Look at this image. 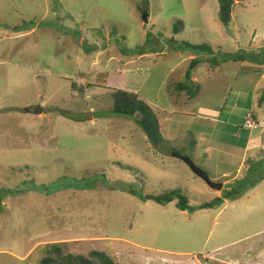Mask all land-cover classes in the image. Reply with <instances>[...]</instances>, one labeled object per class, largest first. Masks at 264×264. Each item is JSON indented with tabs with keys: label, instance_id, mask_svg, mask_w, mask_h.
Wrapping results in <instances>:
<instances>
[{
	"label": "rangeland",
	"instance_id": "374dc122",
	"mask_svg": "<svg viewBox=\"0 0 264 264\" xmlns=\"http://www.w3.org/2000/svg\"><path fill=\"white\" fill-rule=\"evenodd\" d=\"M233 1L228 28L217 0H0V264H40L52 244L113 264H150L148 248L264 264V180L197 208L264 170V0ZM192 59L188 98L176 85ZM116 90L154 112L157 146L137 115L108 113ZM171 190L193 211L143 201Z\"/></svg>",
	"mask_w": 264,
	"mask_h": 264
},
{
	"label": "trees",
	"instance_id": "16d2710c",
	"mask_svg": "<svg viewBox=\"0 0 264 264\" xmlns=\"http://www.w3.org/2000/svg\"><path fill=\"white\" fill-rule=\"evenodd\" d=\"M218 2V21L223 27L231 26L230 23L232 22L231 19V9L234 4L233 0H217ZM182 23L175 22L172 26V33L174 35H179L182 31ZM16 29V28H15ZM185 49H197V50H204L208 51V47H199L198 45H190L188 43H181ZM201 46V45H200ZM196 65V62L194 59L190 61V65L188 66V69L185 73L184 80L186 82H190L191 80V72ZM186 82L179 83L176 85V88L179 92H185V94L188 93V98L192 97L194 98L199 90V85L195 82H190V85H188ZM112 106L111 109L108 111L109 114L122 117V118H130L134 119V116H138V120H135L136 126L141 130V132L146 136L148 142H150L153 146H157L158 142L161 140L160 132H159V123L156 115L151 110V108L148 106L146 102H144L142 99L137 97L136 94L130 93L124 90H116L112 94ZM264 103V101L259 100L258 106H261ZM264 180V170L262 171V174H255V170L250 167L248 169L247 175L242 178L240 181H237L230 185L229 189H224L221 192V196L216 197L213 201H211L208 204H203L198 206V209L204 210V209H214L219 205H222V200H229V201H235L237 198H239L241 195H243L246 192H249V190L255 188L258 184H260ZM4 194H11L10 190H7L4 192ZM151 200L155 202L158 205L161 204H168L170 202H173L177 200L176 207L181 211H190L193 210L190 209V206H188V203L186 201V198L181 195L179 190H171L170 192L163 194L162 196L158 197H143V201ZM1 202V198H0ZM49 248H52L53 251L57 256L54 258H51V256L44 257L40 260V264H93V260L90 256L98 257L100 263L99 264H113L109 257H107L105 254H96L93 251L90 253L89 258L81 256V255H75L71 256L69 254H66L65 256L60 255V248L56 244L50 245ZM27 254V253H26ZM26 254L24 256H26ZM23 256V257H24ZM22 258V257H21ZM18 261V262H24Z\"/></svg>",
	"mask_w": 264,
	"mask_h": 264
},
{
	"label": "crops",
	"instance_id": "0c3cea01",
	"mask_svg": "<svg viewBox=\"0 0 264 264\" xmlns=\"http://www.w3.org/2000/svg\"><path fill=\"white\" fill-rule=\"evenodd\" d=\"M144 251L146 252V254H148L144 262H147V263L149 262L150 264H172L171 261L166 259L167 256L179 257V262H183L182 258L187 257L186 255L182 253L181 254H176V253L170 254V253H165L164 251H161L160 249H155V248H148ZM26 256L17 259V261H20V260L23 261V259L26 258ZM153 258H155V260ZM174 262H178V261H174Z\"/></svg>",
	"mask_w": 264,
	"mask_h": 264
},
{
	"label": "water",
	"instance_id": "95a60500",
	"mask_svg": "<svg viewBox=\"0 0 264 264\" xmlns=\"http://www.w3.org/2000/svg\"><path fill=\"white\" fill-rule=\"evenodd\" d=\"M141 19H142V21H143L144 23L147 22V13H146V12L142 13V15H141ZM37 110H38L39 112L42 111V109H41L40 107H37V108L34 109V114L37 113V112H36ZM25 112L28 113V112H29V109H28V108L25 109ZM186 160H188V159H186ZM187 165L191 168V170H192L194 173L197 174L198 177L202 178V180H203L205 183H207L209 186H215V185H217L216 183H213L212 181H210V179L207 177V175H206V173H205L204 171H202V170L196 168L195 165H193V164L190 163V162H187Z\"/></svg>",
	"mask_w": 264,
	"mask_h": 264
},
{
	"label": "clouds",
	"instance_id": "9594fccd",
	"mask_svg": "<svg viewBox=\"0 0 264 264\" xmlns=\"http://www.w3.org/2000/svg\"><path fill=\"white\" fill-rule=\"evenodd\" d=\"M248 122H249V123H248ZM248 122H247V125H248L249 127H253L252 125H254V124H251L250 121H248ZM259 126H260V125H259ZM254 127H255V126H254Z\"/></svg>",
	"mask_w": 264,
	"mask_h": 264
}]
</instances>
